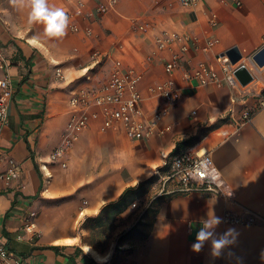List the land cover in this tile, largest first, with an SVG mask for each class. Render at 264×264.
Here are the masks:
<instances>
[{
  "label": "crops",
  "instance_id": "crops-1",
  "mask_svg": "<svg viewBox=\"0 0 264 264\" xmlns=\"http://www.w3.org/2000/svg\"><path fill=\"white\" fill-rule=\"evenodd\" d=\"M240 1L235 6L229 0H197L186 7L174 0H119L114 10L88 17L96 0H48L50 6L63 8L70 21L66 35L55 38L42 24L29 22L27 8L0 0V53L15 89L8 121L0 125V151L21 167L19 178L0 181V242L20 256L22 264H264V223L221 222L214 226L212 239L235 229L239 233L235 244L218 257L211 255L212 239L199 253L192 251L202 220L222 219L226 209L239 212L241 207L264 218V108L236 127L242 103L233 104L230 98L238 97V89L188 84L177 69L172 76L182 99L159 123V129L168 130L132 141L121 124L101 131L100 119L93 120L79 133L65 167L47 164L48 177L40 169L60 140L71 90L104 82L114 59L141 74V105L147 118L162 105L145 90L168 78L163 65L169 50L155 52L153 44L162 31L197 38L198 45L184 55L183 66L202 62L217 69L218 56L236 46L240 63L254 78L247 87L263 85L264 71L247 57L264 47V0ZM79 3L82 15L75 13ZM210 12L217 15L216 27L209 24ZM135 18L147 24L146 32L132 28ZM85 28L91 29V36L85 35ZM209 37L216 42L203 51ZM56 68L63 73L61 80L55 78ZM189 147L208 152L236 203L194 191L161 198L136 223L129 206L106 222L108 204L160 171L174 149ZM149 196L147 192L142 197ZM27 210L37 213L38 234L30 239L27 233L18 240Z\"/></svg>",
  "mask_w": 264,
  "mask_h": 264
},
{
  "label": "built area",
  "instance_id": "built-area-1",
  "mask_svg": "<svg viewBox=\"0 0 264 264\" xmlns=\"http://www.w3.org/2000/svg\"><path fill=\"white\" fill-rule=\"evenodd\" d=\"M119 0H96L93 10L87 12L88 17L102 16L110 10H114ZM182 6H192L197 0H174ZM235 6H240V0H229ZM227 2V0H221ZM76 14L82 15L83 4L79 3ZM209 24L211 27L217 26V15L210 12ZM131 25L138 32H146L147 24L139 23L135 18L131 20ZM71 30L78 31L77 25H71ZM87 36L92 35L90 28H85ZM197 38L175 31H162L153 37L155 52L169 50V58L164 61V71L168 78L159 83L149 84L145 87L148 97L158 98L162 105L155 110L150 118L144 115L142 109L143 96L139 89L141 74L132 67H125L120 59H114L108 78L92 86L74 87L68 97V119L65 123L58 144L48 155V161L40 165L41 172L49 176L47 164H58L66 166V156L78 138L79 133L87 128L93 120L100 119V130L105 131L113 124L119 123L124 129L125 135L132 141L143 140L155 132L162 133L169 127L159 129V123L164 116L175 108L182 99L179 87L177 86L173 73L181 70L182 79L188 84L214 85L215 87H231L238 89V97L231 96L230 102L237 100L242 103V109L238 113L235 126L240 127L247 123L254 110L264 108V84L252 87L241 86L234 76V69L243 63L241 59L236 64H231L226 55L218 56L219 68L214 69L199 62L194 66H183L184 55L198 45ZM216 39L209 37L201 47L203 51H209L215 44ZM117 48L122 47V43L116 44ZM155 54V53H154ZM253 54L247 57L259 70L264 71V64L258 66L253 60ZM151 60V55L146 57ZM8 63L0 53V125H5L8 121V108L15 92L9 73L6 67ZM56 79H62L63 73L60 68L54 71ZM254 79V78H253ZM253 81V80H252ZM252 99L250 105L246 100ZM230 112H233L232 108ZM194 115L195 111H191ZM3 164H1V162ZM164 170L158 171L156 180L150 185L148 198L140 197L130 203L129 207L135 214V223L143 218L145 212L153 204V200L159 197H168L190 192H200L206 195H215L230 198L236 203L235 195L229 190L228 184L224 180L221 172L215 166L208 152H201L200 149L189 147L177 151L167 158L163 164ZM21 167L11 157H4L0 151V181H10L20 177ZM35 210H27L22 217V224L16 235L18 240H22L25 234L29 233L30 239L38 233L35 228ZM223 224L229 225H251L264 223V218L255 211L241 207L239 212L226 209L221 219ZM0 264H22V259L14 251L8 249L0 242Z\"/></svg>",
  "mask_w": 264,
  "mask_h": 264
},
{
  "label": "clouds",
  "instance_id": "clouds-1",
  "mask_svg": "<svg viewBox=\"0 0 264 264\" xmlns=\"http://www.w3.org/2000/svg\"><path fill=\"white\" fill-rule=\"evenodd\" d=\"M18 8L28 9V20L30 23H39L44 26V32L49 37L62 38L66 35L69 25V17L63 8L50 6L48 0H13ZM221 218L211 217L202 220L200 228L196 232L192 251H202L204 243L212 239L215 225L220 224ZM239 233L235 229H229L223 236L212 239L211 255L218 257L225 248L235 244ZM232 253H229L231 257Z\"/></svg>",
  "mask_w": 264,
  "mask_h": 264
},
{
  "label": "trees",
  "instance_id": "trees-1",
  "mask_svg": "<svg viewBox=\"0 0 264 264\" xmlns=\"http://www.w3.org/2000/svg\"><path fill=\"white\" fill-rule=\"evenodd\" d=\"M177 151H179L177 148L174 149L168 157L174 155ZM163 170H164V166H162L160 168V171H163ZM155 180H156V175L154 174L151 177H149L148 179H146L142 182H139L135 188H133V187L126 188L120 194V196L116 202H112V203L107 205V207H109L110 210L108 212V217H107L106 222L111 221L115 215L122 213L130 205V203H132L135 199H138V198L142 197L143 195H145L148 192L150 185ZM161 198L162 197L154 199L153 203L160 200ZM147 212H148V210L145 212V214ZM95 223L99 226L104 224V222L101 223L100 221H96Z\"/></svg>",
  "mask_w": 264,
  "mask_h": 264
},
{
  "label": "water",
  "instance_id": "water-1",
  "mask_svg": "<svg viewBox=\"0 0 264 264\" xmlns=\"http://www.w3.org/2000/svg\"><path fill=\"white\" fill-rule=\"evenodd\" d=\"M222 55H226L231 64H236L241 59V53L236 46L226 50ZM253 60L258 66L264 64V47L254 53ZM234 76L241 86H245L253 80V75L244 64H240L234 69Z\"/></svg>",
  "mask_w": 264,
  "mask_h": 264
},
{
  "label": "rangeland",
  "instance_id": "rangeland-1",
  "mask_svg": "<svg viewBox=\"0 0 264 264\" xmlns=\"http://www.w3.org/2000/svg\"><path fill=\"white\" fill-rule=\"evenodd\" d=\"M109 226L108 225H105L104 227H102V230L106 231L108 230Z\"/></svg>",
  "mask_w": 264,
  "mask_h": 264
},
{
  "label": "bare ground",
  "instance_id": "bare-ground-1",
  "mask_svg": "<svg viewBox=\"0 0 264 264\" xmlns=\"http://www.w3.org/2000/svg\"><path fill=\"white\" fill-rule=\"evenodd\" d=\"M90 251H93L91 248H88ZM96 255V254H95ZM100 259H103V258H100Z\"/></svg>",
  "mask_w": 264,
  "mask_h": 264
}]
</instances>
